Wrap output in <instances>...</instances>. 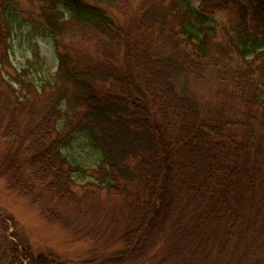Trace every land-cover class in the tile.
Here are the masks:
<instances>
[{"label": "trees", "instance_id": "obj_1", "mask_svg": "<svg viewBox=\"0 0 264 264\" xmlns=\"http://www.w3.org/2000/svg\"><path fill=\"white\" fill-rule=\"evenodd\" d=\"M43 1L34 16L0 0V178L61 222L69 211L96 214L103 192L125 217L130 256L146 233L184 217L176 252L221 234L219 248L232 237L261 247L264 49L254 45L264 0ZM230 8L234 36L219 42L205 23ZM11 10L51 39L52 83L37 88L13 69ZM207 83L218 87L213 106L196 98ZM79 134L99 153L94 169L62 155ZM74 174L94 182L76 186Z\"/></svg>", "mask_w": 264, "mask_h": 264}, {"label": "rangeland", "instance_id": "obj_2", "mask_svg": "<svg viewBox=\"0 0 264 264\" xmlns=\"http://www.w3.org/2000/svg\"><path fill=\"white\" fill-rule=\"evenodd\" d=\"M13 1L23 13L34 16L45 4L43 0ZM57 8L59 12L63 11L61 3ZM233 16L234 9L230 8L217 10L207 17L205 25L212 28L217 41L224 42L234 36ZM7 18L11 28L9 60L16 74L25 71L23 78L37 88L52 83L57 57L51 39L45 31L36 30L24 21L18 10L9 11ZM262 37L257 34L254 45L257 52L264 49ZM217 88L216 83L195 87L199 104L213 106ZM61 152L71 165H79L84 170L96 168L100 161L98 151L82 134L76 135ZM73 181L76 186L94 182L91 177L81 174H74ZM100 193L103 207L96 214L83 217L69 211L65 214V223L47 219L41 210L44 205L33 204L29 197L11 190L0 178V264H264V240L258 242L255 239L254 244L261 247L251 248V239L237 243L236 237H232L224 249L219 248L224 237L221 233L214 243L183 249L179 245L176 252L174 245L180 238L177 227L185 225V217L173 230H165L159 235L146 233L130 256L132 249L126 252L120 239L125 217L118 210L111 214L110 204L106 203L104 193ZM176 233L178 236L174 238ZM193 247L198 250L192 251ZM23 251L31 254L30 261L20 255Z\"/></svg>", "mask_w": 264, "mask_h": 264}]
</instances>
